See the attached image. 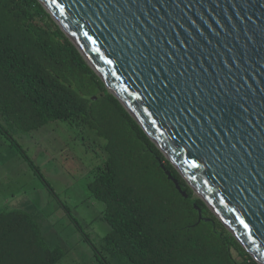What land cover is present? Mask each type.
Here are the masks:
<instances>
[{
	"label": "water",
	"instance_id": "1",
	"mask_svg": "<svg viewBox=\"0 0 264 264\" xmlns=\"http://www.w3.org/2000/svg\"><path fill=\"white\" fill-rule=\"evenodd\" d=\"M39 2L191 199L264 264V0Z\"/></svg>",
	"mask_w": 264,
	"mask_h": 264
},
{
	"label": "trees",
	"instance_id": "2",
	"mask_svg": "<svg viewBox=\"0 0 264 264\" xmlns=\"http://www.w3.org/2000/svg\"><path fill=\"white\" fill-rule=\"evenodd\" d=\"M0 118L10 138L64 121L103 140L104 163L88 182L109 226L97 264H258L202 200L191 199V187L39 0H0ZM194 205L209 221H199ZM43 234L31 209L0 210V264H59L67 250L50 248Z\"/></svg>",
	"mask_w": 264,
	"mask_h": 264
},
{
	"label": "rangeland",
	"instance_id": "3",
	"mask_svg": "<svg viewBox=\"0 0 264 264\" xmlns=\"http://www.w3.org/2000/svg\"><path fill=\"white\" fill-rule=\"evenodd\" d=\"M6 134L0 128V210L31 209L46 244L67 250L59 264H97L109 226L99 218L105 204L91 194L88 182L104 163L103 140L64 121L12 132L13 138Z\"/></svg>",
	"mask_w": 264,
	"mask_h": 264
}]
</instances>
